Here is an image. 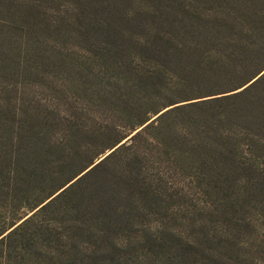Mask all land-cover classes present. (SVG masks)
I'll use <instances>...</instances> for the list:
<instances>
[{"label":"trees","instance_id":"1","mask_svg":"<svg viewBox=\"0 0 264 264\" xmlns=\"http://www.w3.org/2000/svg\"><path fill=\"white\" fill-rule=\"evenodd\" d=\"M186 16L204 22L203 38L210 50L218 47L226 52L223 59L211 61L207 77L196 80L201 96H186L188 92L168 90L163 84L148 90L144 96L147 104L129 116L124 126L119 125L121 132L130 133L116 138L113 144L112 139L105 140L112 131L110 127L87 134L82 126L81 120L89 111L90 88L81 85L67 96L70 102L34 103L27 109L13 110L0 122V202L5 207L0 212L9 211L11 206L15 210H10L0 224V264H84L81 254L90 236L95 239L92 247H106L104 237H110L111 231L105 221L110 211L119 213L117 203L122 196L123 180L118 170L142 151L165 153L168 162L158 161L159 171L154 177L139 178L141 169L134 177L126 175L125 182L133 190L130 195L139 197V206L152 208L158 200L156 190L177 181L179 169L192 171L188 174L193 176L194 170L207 166L224 173L225 181L252 185L244 186L246 195L236 208L243 210L255 201L260 204L254 209L264 212V48L260 56L248 51L250 35L264 30V0H222L216 8L188 12ZM138 38L123 46L118 43L117 50L122 54L133 52L142 59L149 51H163ZM138 72L143 81L162 82L156 72ZM210 95L213 97L196 99ZM48 96L52 101L56 98L54 94ZM77 100L80 107L75 106ZM209 103H219L221 108L207 117L202 110ZM150 112L156 114L154 118L149 117ZM132 131L136 132L131 140L122 143ZM82 137L93 141L86 150L65 152L68 142L72 147ZM108 145V153H103ZM175 152L179 153L171 160ZM109 162L118 176L110 171L100 173ZM24 185L29 189L26 196L22 194ZM111 188L115 192L110 193ZM21 206L31 214L20 216ZM225 223L224 231L196 232L192 240L168 236L152 244L150 251L158 249L167 261L173 258L172 264H264V238H254V247L243 244V235L252 232L251 223L239 222L236 215L228 216ZM147 239L159 240L155 236ZM192 246L206 249L189 250ZM178 248H188V257L179 255ZM107 259L114 264V255ZM137 259L138 254L127 248L118 264H140Z\"/></svg>","mask_w":264,"mask_h":264},{"label":"rangeland","instance_id":"2","mask_svg":"<svg viewBox=\"0 0 264 264\" xmlns=\"http://www.w3.org/2000/svg\"><path fill=\"white\" fill-rule=\"evenodd\" d=\"M221 2L0 0V122L9 117L13 110L27 109L34 103L51 100L54 105L62 104L81 85L90 88L89 111L81 120L82 126L87 134L97 133L95 130L104 126L110 127L112 131L105 140L110 138L113 144L116 138L130 133L131 130L121 132L123 128L119 125L124 126L129 116L137 114L140 107L147 104L144 96L148 90L159 89L163 84L168 90L175 88L179 92H188L186 96L202 95L197 93L196 80L207 77L211 73V61L223 59L226 52L217 45L215 51L210 50V44L205 43L203 38L204 22L190 20L186 14L216 8ZM138 37L163 51L159 54L149 51L142 59L133 52L122 54L117 50L118 43L123 46L138 40ZM250 40L252 43L248 51H255L260 56L264 48V30L250 35ZM115 45L116 48L112 50ZM138 69L156 72L158 81L162 82L156 83V79L151 82L141 80L137 76ZM51 94L56 96L53 101V97L48 96ZM210 97L213 95L196 99ZM75 106H81L78 100ZM220 108L219 103H209L202 112L208 117ZM153 113L150 112L149 117L154 118L156 114ZM205 124L209 126V123ZM89 138H77L72 147L68 142L65 152H70V149L76 152L86 150L88 143L93 142ZM110 145L105 147L103 153H108ZM177 153H173L170 159H176ZM159 160H165L166 164L168 156L142 151L123 170L119 168V176L123 180L120 188L122 196L117 203L119 213L113 215L110 211L105 221L111 231L110 237H104L106 247H92L95 239L91 236L88 238L87 242L90 243L81 254L84 264H110L111 260L107 258L112 255L115 256L114 264H118L123 250L127 248L135 256L138 254L140 264H172L173 258L170 263L166 255H162L158 249L151 252L153 248L149 247L166 240L168 236L179 235L192 240L196 232L215 234L217 230L224 231L228 216L234 215L239 222H250L252 225V232L243 235L246 248L251 244L254 247V238H264V212L254 209L260 203L253 201L243 210L237 206V213L236 203L239 205L246 195L244 186L252 185L225 181L227 176L224 173L207 166L200 170L193 169L196 172L193 176L188 174L192 171L179 169L177 181L174 180L168 188L156 190L158 200L152 208L139 206V197L130 195L133 190H129L125 182L126 175L130 173L134 177L141 169L139 178L154 177L159 171ZM112 168L113 163L109 162L100 173L110 171L118 176L117 170ZM167 172L174 173L172 169H167ZM24 188L25 193L22 194L26 196L29 189L26 185ZM112 192H115L113 188ZM22 206L19 207L20 216L29 212ZM2 209L5 207L0 202ZM10 210H14V207L11 206ZM10 210L0 212V224L6 220ZM149 236L159 240L148 241ZM128 242L130 244L125 245ZM204 245L208 247V243ZM186 249L178 248L177 251L187 258L189 254ZM193 249L202 252L206 248H189Z\"/></svg>","mask_w":264,"mask_h":264},{"label":"water","instance_id":"3","mask_svg":"<svg viewBox=\"0 0 264 264\" xmlns=\"http://www.w3.org/2000/svg\"><path fill=\"white\" fill-rule=\"evenodd\" d=\"M133 132V131H132ZM135 132H133V134H134ZM132 134V135H133ZM132 135H130V136H128L127 138H125V140H123V142L122 143H125V142H128L130 139H131V137H132ZM34 210V209H33ZM27 214H31V211H29ZM26 214V215H27ZM26 215H24L22 218H24V217H26ZM21 218V219H22ZM20 221V220H19ZM14 225V224H13ZM12 227V226H11ZM11 227H9L8 229L10 230V229H12Z\"/></svg>","mask_w":264,"mask_h":264}]
</instances>
